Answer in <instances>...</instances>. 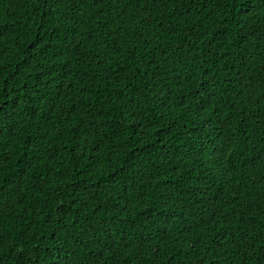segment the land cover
Masks as SVG:
<instances>
[{
  "label": "trees",
  "instance_id": "16d2710c",
  "mask_svg": "<svg viewBox=\"0 0 264 264\" xmlns=\"http://www.w3.org/2000/svg\"><path fill=\"white\" fill-rule=\"evenodd\" d=\"M0 264H264V0H0Z\"/></svg>",
  "mask_w": 264,
  "mask_h": 264
}]
</instances>
